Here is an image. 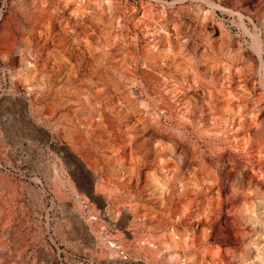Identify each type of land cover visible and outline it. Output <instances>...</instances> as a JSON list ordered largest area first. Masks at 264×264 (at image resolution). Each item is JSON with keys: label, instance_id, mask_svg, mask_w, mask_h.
I'll list each match as a JSON object with an SVG mask.
<instances>
[{"label": "rangeland", "instance_id": "1", "mask_svg": "<svg viewBox=\"0 0 264 264\" xmlns=\"http://www.w3.org/2000/svg\"><path fill=\"white\" fill-rule=\"evenodd\" d=\"M0 264H264V0H0Z\"/></svg>", "mask_w": 264, "mask_h": 264}, {"label": "built area", "instance_id": "2", "mask_svg": "<svg viewBox=\"0 0 264 264\" xmlns=\"http://www.w3.org/2000/svg\"><path fill=\"white\" fill-rule=\"evenodd\" d=\"M88 218L90 220H96V215H94V214H88ZM120 253L122 254V251H120Z\"/></svg>", "mask_w": 264, "mask_h": 264}, {"label": "bare ground", "instance_id": "3", "mask_svg": "<svg viewBox=\"0 0 264 264\" xmlns=\"http://www.w3.org/2000/svg\"><path fill=\"white\" fill-rule=\"evenodd\" d=\"M167 178V177H166ZM154 179V178H153ZM258 220V219H257ZM263 226V225H262ZM202 232V231H201ZM257 253V252H256ZM262 261V260H261Z\"/></svg>", "mask_w": 264, "mask_h": 264}]
</instances>
